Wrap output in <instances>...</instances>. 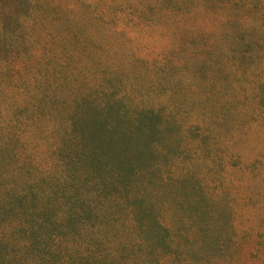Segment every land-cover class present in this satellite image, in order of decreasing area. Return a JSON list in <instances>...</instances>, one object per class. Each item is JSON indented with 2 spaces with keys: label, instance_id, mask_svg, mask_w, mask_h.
Segmentation results:
<instances>
[{
  "label": "rangeland",
  "instance_id": "374dc122",
  "mask_svg": "<svg viewBox=\"0 0 264 264\" xmlns=\"http://www.w3.org/2000/svg\"><path fill=\"white\" fill-rule=\"evenodd\" d=\"M60 1L93 5L98 17L82 29L85 43L0 49V264L161 261L138 252L128 212L115 233L108 219L126 208L116 201L124 195L116 173L129 147L118 140L140 108L159 111L151 123L142 116L156 145L152 161L138 158L144 169L154 163L158 176L168 170L181 179L188 168L209 186L199 221L214 231L192 264H264V0ZM61 24L64 37L70 26ZM63 63L74 75L72 93L54 68ZM212 79L232 98L223 109L213 108L215 96L201 101ZM44 86L58 90L43 94ZM103 95L122 106L100 109ZM142 192L146 206L166 207L164 197ZM77 214L86 226L68 220ZM37 218L58 224L59 234L35 236Z\"/></svg>",
  "mask_w": 264,
  "mask_h": 264
},
{
  "label": "trees",
  "instance_id": "16d2710c",
  "mask_svg": "<svg viewBox=\"0 0 264 264\" xmlns=\"http://www.w3.org/2000/svg\"><path fill=\"white\" fill-rule=\"evenodd\" d=\"M237 3L240 2L232 1L231 5L235 6ZM93 8V5L88 3L70 2L63 4L60 0H0V49L22 48L30 46V44L39 43L44 47L51 48L57 38V41L60 40L70 45V47H75L79 43H85L87 37L82 29L88 24L87 20L95 22V18L98 17L95 15ZM62 20L68 27L70 26V29H66L64 37L61 35V29L63 28V24H61ZM69 54L66 53L63 57L71 59L72 55ZM67 67L68 65L66 66L64 63L59 66L54 65V68L62 74L60 85L63 79V89L66 88V92L72 93L74 89L68 85L73 81L74 75L73 72L67 73ZM237 69L243 71V67L239 64L237 65ZM67 82L70 84H67ZM214 84L212 79L203 85L202 90L210 87L213 91L203 93L201 101L208 103L212 99V96H215L216 99L212 105L213 108L223 109L227 105L223 103V98L226 97L229 104L232 98L226 96L227 89L225 90L226 94L220 96L222 88L215 89ZM49 87L44 86V90H41L42 93L45 94L49 91L55 94L58 90L57 87L55 88L56 90H49L47 89ZM109 93L115 92L111 90L107 94ZM102 97L104 98L105 104L101 108L99 107L100 109H114L115 106H122L124 101L120 98L109 100L110 98L106 95ZM122 97L124 98V96ZM133 107L138 106L133 105ZM133 107L130 108L129 105L126 109L131 110ZM156 115L159 116V111L155 108H140V111L134 115L133 121H128L132 129L123 135V139L119 138L118 140L121 144L127 139L129 147L127 154L130 158L126 162H122L125 164L119 162L122 168L116 173H119L118 175L120 176L117 187L124 193L122 200L121 198L120 200L117 198L118 200L116 201L120 202L119 205L122 204L126 208H119L110 213L111 218H108L112 222V225L110 224V232L116 231V222H119L121 211L128 212L133 221L129 229H134L138 233L139 239L134 243V246L137 247L139 253L146 250V248L148 256L154 255L157 252L159 255L158 259L161 258V261L159 259L153 264H192L193 262H191L190 258L200 253L199 250L206 244L207 238H210L214 231L212 226H203V223L199 221L200 211H204L203 205L207 206L208 202H211V197L209 196V192H207V187L209 186L205 185L204 180L193 171L188 170V168L184 177L182 176L183 178L175 179V177L165 174L168 173V170L166 172L163 170L162 176H158L162 167H157L153 162L146 169L138 162V158L140 157L146 162L152 161L150 147L153 150L156 149V145L148 140L150 136L147 134V130L144 132V126L143 128H140V126L143 125L142 116L146 120H150L149 123H151L152 118ZM17 123H20L19 120ZM123 123L122 121H118L120 128ZM166 123L168 122L164 124ZM64 126L67 127V125ZM167 129L168 126L159 131L161 134H164ZM145 145L146 150L140 151L141 146ZM95 155L98 161L102 160L104 156V154H100L99 152ZM107 156H110V153L108 155L106 154ZM164 156L166 159V154ZM115 157L117 160L119 159L118 153L115 154ZM136 176L140 179L139 182L133 180ZM142 188H145L146 191L150 190L151 192H155L159 198L164 197L166 202V207L163 208L164 210L161 209L162 206H157V202V205L148 204L146 206ZM125 202L130 206H126ZM162 203L165 204L164 202ZM201 208L202 210H200ZM68 220L78 222L81 224L79 226H86L83 221L86 218H83L82 215L77 214L75 217L74 215L69 216ZM165 220L168 222L166 223ZM154 221H156L155 225L153 223ZM40 223L41 221L37 218L35 224L39 226L35 236L59 234L56 228H52L53 226H58V224H53L50 221H42ZM154 226L158 228L156 232L152 231ZM120 227H124V225ZM120 227L117 230H120ZM91 230H89L90 234L96 233L94 229ZM150 231L153 233L151 236L154 238L155 244H152L149 249L144 244ZM122 237L125 238L128 236L122 235ZM140 238H143V240ZM211 245L217 246L215 242H212ZM152 262L153 259L150 260L151 264Z\"/></svg>",
  "mask_w": 264,
  "mask_h": 264
}]
</instances>
